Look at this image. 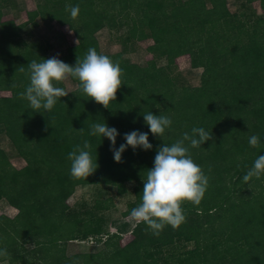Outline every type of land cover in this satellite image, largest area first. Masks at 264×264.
I'll list each match as a JSON object with an SVG mask.
<instances>
[{"label":"trees","instance_id":"1","mask_svg":"<svg viewBox=\"0 0 264 264\" xmlns=\"http://www.w3.org/2000/svg\"><path fill=\"white\" fill-rule=\"evenodd\" d=\"M264 0H245L250 5ZM27 20L0 21V126L17 154L28 166L24 176L0 149V200L22 199L14 218L0 217V250L8 264H233L246 255L251 264H264V177L245 183L243 176L254 160L264 154V13L236 20L227 0H35ZM16 0H0V14L15 9ZM66 5L79 6L73 19ZM245 19V20H244ZM37 20L67 27L79 45L63 62L74 65L89 48L109 56L123 70V85L110 108L89 100L76 88L61 97L51 112H34L20 93L29 85L28 64L51 58L46 46L29 41ZM149 20L164 33L165 41L147 48L153 59L145 67L131 63L123 52L102 53L92 28L102 22L109 31L129 24L122 38L146 40ZM188 55L192 69H202L198 86L178 85L167 71L178 56ZM164 58L167 68L155 60ZM23 67L24 71H19ZM57 86L63 87V83ZM152 112L171 118L162 139L154 137L143 115ZM94 123L117 129L116 147L126 143L125 133L149 134V151L127 148L122 163L109 150L111 142L90 135ZM193 127L212 132L213 139L190 149L195 163L209 178L199 206L183 205L186 221L177 229L166 226L155 236L137 223L132 237L142 244L133 252L118 245L120 236L109 235L106 202L79 203L66 211L60 207L75 188L89 184L115 186L118 194L133 183L134 201L124 216L141 203L143 179L153 167L157 149L191 134ZM82 129V130H81ZM260 138L259 147L249 137ZM88 141L98 168L87 179L70 176L68 153ZM187 143V142H186ZM246 188V191L243 189ZM257 193H247L256 191ZM69 230V232H68ZM68 232V233H67ZM108 235L115 240L99 253L65 255L66 242L93 240ZM100 239V238H99ZM6 240L11 244L6 245ZM106 241H104L105 243ZM28 246H31L28 247ZM113 248V249H111ZM150 259V260H148Z\"/></svg>","mask_w":264,"mask_h":264},{"label":"clouds","instance_id":"2","mask_svg":"<svg viewBox=\"0 0 264 264\" xmlns=\"http://www.w3.org/2000/svg\"><path fill=\"white\" fill-rule=\"evenodd\" d=\"M73 19L78 17L79 6L66 5ZM30 83L20 97L29 102V107L34 112H51L61 97H66L67 92L63 87L57 86L69 77L79 81L80 91L102 105L105 109L116 101V94L124 84L123 70L118 62L109 56L89 48L83 57L74 65H69L57 57L42 59L41 62L32 60L28 64ZM23 72L24 68L20 67ZM145 124L150 133L162 139L166 130L172 126V120L165 115H155L152 112L143 115ZM82 130V129H81ZM90 135L107 138L110 151L116 163H122V154L127 148L133 151L142 149L149 151L153 145L149 142V134L137 130L125 133L123 139L126 143L116 147L118 131L106 123H94ZM212 132L203 127H193L191 134L185 132L182 138L169 144H162L156 152L153 167L148 169L146 178L143 179L141 203L130 211V217L137 223H144L153 235L159 236L166 227L179 228L185 221L186 215L183 205L191 203L199 206L207 191L209 178L200 165L194 162L190 149L200 148L205 142L212 140ZM187 142V143H186ZM251 147L260 146L257 135L249 137ZM91 145L88 141L83 146L77 145L68 153L70 176L74 180L87 179L98 168L97 160L90 153ZM264 177V154L259 155L250 169L243 176L245 183L253 178ZM6 250H0V257L6 256Z\"/></svg>","mask_w":264,"mask_h":264},{"label":"rangeland","instance_id":"3","mask_svg":"<svg viewBox=\"0 0 264 264\" xmlns=\"http://www.w3.org/2000/svg\"><path fill=\"white\" fill-rule=\"evenodd\" d=\"M35 0H16L15 9H4L0 14V21L13 19L16 24L24 23L27 20V12L34 10L36 7ZM229 12L236 20L241 18V13L245 12L248 16L251 13L261 15L264 13V6L258 1L248 5L245 0H227ZM245 20V19H244ZM37 27L32 28L29 35L24 34V38L29 41H39L45 44L46 52L52 57L60 59L64 55L74 56L81 47L76 41L73 33L67 28L59 26L57 23H48L37 20ZM129 24L123 26L120 30L109 31L102 22L97 23L93 28V32L98 40L99 49L102 53L114 54L123 52L124 57L131 63L145 67L148 61L153 59V56L148 53L147 48L152 44H161L165 41L164 33L157 29L153 20H149L147 26V37L143 41L130 42L126 46L123 44L122 38L128 31ZM156 65L167 68V62L164 58L156 59ZM170 76L177 80L178 85H186L195 87L199 85L202 69H192L190 58L188 55L178 56L174 60V64L170 69H167ZM77 80L69 77L63 82L64 89L71 91L76 88ZM0 96H9L7 92H0ZM0 149L6 155V158L11 165L18 170L22 175L29 174V169L25 161L17 154L14 146L8 141L4 134L3 127L0 126ZM263 189L260 190L264 199V183ZM133 183L126 184L127 192L118 194L115 186L111 185H96L89 184L75 188L73 194L68 200L61 204L63 211L77 205L80 200H85L88 203H93L99 200L106 202L109 210L105 213L108 221L109 235L117 234L120 236L118 245L121 249L129 252L135 251L136 248H142V244L137 242L131 235L132 229L137 224L130 215L124 216L123 213L128 209V205L134 201L132 194ZM243 189V188H242ZM247 189L244 188L243 191ZM247 193L255 194L256 191H248ZM24 202L22 199H12L10 201L0 200V217L14 218L17 211L22 208ZM69 232V230H68ZM67 232V233H68ZM108 235L97 237L98 242L92 239L82 241L66 242L65 255L71 256L80 253L96 254L102 250H107L106 244L109 243ZM100 238V239H99ZM109 240V241H108ZM104 241H106L104 243ZM115 240H111V247ZM6 245H10V240H6ZM31 248V246H28ZM113 249V248H111ZM161 258H151L161 264ZM150 260V259H148ZM233 264H251L249 257L246 255L239 256L233 259ZM0 264H8L1 261Z\"/></svg>","mask_w":264,"mask_h":264},{"label":"crops","instance_id":"4","mask_svg":"<svg viewBox=\"0 0 264 264\" xmlns=\"http://www.w3.org/2000/svg\"><path fill=\"white\" fill-rule=\"evenodd\" d=\"M20 209H21V208H20ZM20 209H19V210H20ZM17 212H18V211H17Z\"/></svg>","mask_w":264,"mask_h":264}]
</instances>
